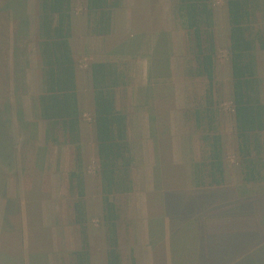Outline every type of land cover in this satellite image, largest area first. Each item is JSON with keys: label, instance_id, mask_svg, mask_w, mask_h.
Listing matches in <instances>:
<instances>
[{"label": "trees", "instance_id": "1", "mask_svg": "<svg viewBox=\"0 0 264 264\" xmlns=\"http://www.w3.org/2000/svg\"><path fill=\"white\" fill-rule=\"evenodd\" d=\"M17 4V0H0V64L3 65L11 42L15 45L21 33L29 34V20L22 17L25 9L16 10ZM225 4L237 153L243 181L258 182L264 180V144L261 135L264 132V101L256 56L261 36L254 26L260 3L259 0H225ZM115 5L111 0H86L87 14L94 33H110ZM176 8L186 32L187 53L190 55L187 74L207 80L204 99L192 110L204 145L203 158L195 163V183L198 186L221 185L225 181V153L223 136L219 131L221 100L217 97L215 82L218 54L215 0H176ZM8 12L13 13L15 18L16 15L21 17L13 33ZM73 13V0H37L36 47L43 87L38 96V110L40 118L46 122V140L74 148L73 167L68 171V192L72 197L74 223L78 226L81 245L73 251V256L76 264H92L86 198L88 169L82 146L83 112L78 95V62L70 42ZM158 40L153 52V71L161 75V65H165L162 57L166 51L160 43V37ZM88 69L92 91L91 121L98 161L96 171L102 205L101 221L107 242L106 264H122L118 235L120 215L114 196L131 192L134 186L127 115L118 109L116 99V90L125 81L117 62L93 61ZM159 83H151L152 89L155 90ZM159 120L157 115L159 128L156 149L162 165L158 145L160 148L164 133L170 134V114L167 113V121L159 124ZM164 124H167L165 129L161 128ZM16 145L11 121L0 111L1 164L6 161L13 163ZM37 217L41 219L39 209ZM30 220L35 226L33 217Z\"/></svg>", "mask_w": 264, "mask_h": 264}, {"label": "crops", "instance_id": "2", "mask_svg": "<svg viewBox=\"0 0 264 264\" xmlns=\"http://www.w3.org/2000/svg\"><path fill=\"white\" fill-rule=\"evenodd\" d=\"M111 2L116 3L112 9L111 31L108 34H96L92 31L86 0H82L81 6L86 11L84 13L86 24L82 26L81 31H78V13H73L70 42L76 59L77 54L81 55L83 59L89 60L88 66L93 61L117 62L124 76L125 84L117 88L116 99L118 109L127 115L134 186L131 192L114 196L120 215L118 235L122 264H236L243 252L249 249L251 242L259 243L264 240V218L259 214L260 210H264V203L258 200V197L264 196V189L258 188V186L264 188V180L243 181L234 132L233 109L232 138L236 146V169L230 172L228 143L219 126L225 153V181L221 185L198 186L195 183L197 175L195 163L201 161L204 153L203 151L200 154L198 151L199 147L204 146L200 138L201 132L195 125V129L200 134L199 132H196V135L188 133L193 128L187 118L188 108L191 106L190 97L187 95L182 98L180 93L176 92V105L170 110V130L173 136L171 167L173 170L185 167L186 176L181 185L176 187L165 185L163 165L159 162L156 149L157 95L151 83L167 82L170 75L174 82L185 78L182 57L186 32L177 14L176 0H111ZM259 3V8L262 9L264 0H259ZM74 5L76 0H73V7ZM155 5L161 11L163 24V27L157 29L151 27L146 20L142 21L148 18L151 10L155 9ZM34 7L36 12L37 6ZM169 13L173 23L175 22L173 26L167 24ZM32 14L28 17L30 36L35 35L37 30V15L32 16ZM217 21L216 12L215 35L218 48ZM258 31L261 39L257 43V51H264V28ZM158 37L161 38L160 43L164 45L166 51L162 57L165 65H161V75L156 70L153 71L155 69L153 52L159 41ZM14 46L11 42L12 50ZM78 47L81 49L79 50ZM27 50L29 56H27L26 66L40 68L41 74L37 47L29 45ZM88 66L82 71L86 72V80H89L91 88ZM257 68L264 101L262 86L264 76L261 74L258 60ZM79 71L81 70L77 71L78 95ZM215 72H217V62ZM135 98H138L136 103ZM122 99L125 100V105L122 104ZM37 112L39 113V110ZM263 134L264 132L261 135ZM262 139L264 144L263 136ZM184 147H187L189 152L183 153ZM181 148H183L182 153ZM159 169H162V181L158 177ZM171 174L177 177L176 172ZM65 193L63 191L62 195L64 196ZM9 199L7 198L6 202L0 201L1 238L9 224L6 218L7 213H5L9 209ZM31 201L36 202V199L33 198ZM55 217L59 223V214ZM101 218L102 212L100 221ZM42 226L45 228V235L49 227L54 228L53 235L56 241L52 250L41 252L38 258L31 257L29 254L28 264H76L73 251L81 245L80 236H78L80 239L78 245L74 243L68 246L60 245L55 221L52 225L47 222L42 223ZM71 226L72 235L75 237L74 229L77 236L78 226L74 223V215ZM99 226L102 227V223ZM66 231L70 233L69 229ZM101 231L103 246L99 264H106L107 242L105 230ZM62 232H64V225H62ZM48 234L50 235V232ZM88 241L92 264H96L90 234ZM2 256H5L3 261ZM6 257V253L1 252L0 246V264H4ZM36 259L39 260L36 261Z\"/></svg>", "mask_w": 264, "mask_h": 264}, {"label": "rangeland", "instance_id": "3", "mask_svg": "<svg viewBox=\"0 0 264 264\" xmlns=\"http://www.w3.org/2000/svg\"><path fill=\"white\" fill-rule=\"evenodd\" d=\"M18 4L16 10H24L22 12L23 18H28L36 15L35 7L37 0H17ZM32 1V5H31ZM80 3V4H79ZM82 0H76L74 5V13H78L79 25L78 31H81L82 26L86 24V12L81 6ZM25 7V8H24ZM215 8L217 12V36H218V54H217V72H216V90L217 97L221 100V116H220V130L224 132L225 139L228 143L227 152L228 160L231 163L230 172L235 168L236 146L232 138V89L231 76L229 66L228 54V35L229 25L226 13L225 0H215ZM30 11V13H29ZM262 12V13H261ZM10 24L12 26V33L15 25L20 22V16L13 15L8 12ZM167 24L173 26L172 16L169 13L167 16ZM74 18V17H72ZM76 18V17H75ZM18 19V20H17ZM17 20V21H16ZM146 20L149 25L154 28L163 27L162 15L159 7L155 5V9L151 10ZM179 26V25H178ZM255 30L264 28V4L262 9L259 8L254 21ZM35 27V26H34ZM176 27V25H175ZM177 28V27H176ZM14 46L17 49L12 50L10 46L6 54V62L4 65L0 64V111L4 112L11 121V127L17 142L13 150V163L6 161L0 163V201H7L9 199V209L6 218L9 224L0 239L1 252L6 253V260L4 264H28V255L38 258L41 252L53 249L55 237L53 235L54 228L49 227L47 235L44 234L45 228L42 223L52 225L55 221L57 236L59 244L66 246L71 243L79 244V232L77 236L74 229L72 235V197L68 192V170L73 166L74 148L71 145L55 144L47 141L45 138L46 122H44L38 111V96L42 92V79L40 68L26 66L28 46L34 45L36 47V34L29 35L21 33L16 38ZM80 50L81 48L78 47ZM77 54V47L75 46ZM257 60L260 66L262 76H264V51L256 52ZM181 57V56H180ZM190 55L187 53L186 33H185V50L182 57L183 74L185 78L181 81L174 82L170 75L169 81L161 82L155 87L156 97V117L159 116V124L167 121V113L175 108L176 92L180 93L182 98L190 97L191 106L188 108L187 118L189 124L192 123V130L188 131L191 135H196L199 132L195 129L194 115L192 110L195 106L200 104L206 92L207 80L204 77L187 76V64ZM78 72L79 76V96L82 107V146L83 155L86 161L88 176H87V201H88V216L90 225V238L92 243V250L94 251L96 264L101 262L102 251V231L103 226L100 227V215L102 212L100 188L98 185L97 174V155L96 143L94 140L93 126L90 119L92 115V99L91 88L89 80H86L85 67L88 66V61L83 59L81 55L77 54ZM6 65V67H5ZM187 74V75H186ZM182 76V75H181ZM187 82V83H186ZM171 85L173 88H171ZM123 86V85H122ZM263 95H264V83ZM121 87V86H119ZM180 87V88H179ZM117 92V90H116ZM138 98H135V103ZM125 105V100H121ZM124 107V106H123ZM187 109V110H188ZM158 126V122H157ZM167 127V124L161 128ZM157 127V133H158ZM170 134L164 133L160 148V159L163 161V176L164 182L167 186L176 187L181 185L186 176L185 167L173 170L171 167L173 156V136L171 130ZM200 134V132H199ZM264 137V134L262 135ZM182 149L180 152L182 153ZM189 152L187 147H184L183 153ZM199 153L202 154L203 148L199 147ZM234 159V161H232ZM162 169H159L158 177L162 181ZM171 172H176L177 177L171 176ZM161 176V177H160ZM184 177V178H183ZM260 190L264 189L258 186ZM65 191V195L62 192ZM252 191V190H250ZM258 197V196H257ZM36 199L32 202L31 199ZM260 203H264V196L258 197ZM259 203V204H260ZM20 206V207H19ZM34 206V207H33ZM41 214V219L37 217V211ZM259 212V211H258ZM4 213V216L6 215ZM59 214V223L57 217ZM260 217L264 218V210H260ZM33 217L34 225L30 218ZM62 225H64V232H62ZM5 229V228H4ZM67 229L70 233H67ZM30 257V258H31ZM5 256L1 257L3 261ZM29 259V263H31ZM39 259H37L38 261ZM236 264H264V240L259 243H250L247 251L243 252L242 256L237 260Z\"/></svg>", "mask_w": 264, "mask_h": 264}, {"label": "built area", "instance_id": "4", "mask_svg": "<svg viewBox=\"0 0 264 264\" xmlns=\"http://www.w3.org/2000/svg\"><path fill=\"white\" fill-rule=\"evenodd\" d=\"M90 119H91V117H90Z\"/></svg>", "mask_w": 264, "mask_h": 264}]
</instances>
